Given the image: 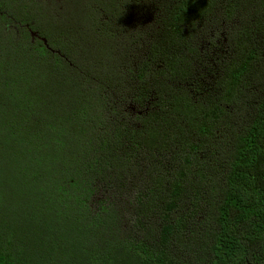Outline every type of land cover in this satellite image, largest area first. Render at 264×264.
Returning a JSON list of instances; mask_svg holds the SVG:
<instances>
[{
    "label": "trees",
    "instance_id": "1",
    "mask_svg": "<svg viewBox=\"0 0 264 264\" xmlns=\"http://www.w3.org/2000/svg\"><path fill=\"white\" fill-rule=\"evenodd\" d=\"M83 5L80 36L150 111L138 128L105 129L92 94L121 83L76 62L67 31L41 37L95 90L27 30L0 54V264H264V0ZM217 42L204 87L197 68ZM115 177L132 184L129 234L114 208L90 207Z\"/></svg>",
    "mask_w": 264,
    "mask_h": 264
},
{
    "label": "rangeland",
    "instance_id": "2",
    "mask_svg": "<svg viewBox=\"0 0 264 264\" xmlns=\"http://www.w3.org/2000/svg\"><path fill=\"white\" fill-rule=\"evenodd\" d=\"M88 0H5V5L0 7V54L7 50L13 52L16 49L18 41L25 39V31L29 33L30 44H37L39 41L48 46V50L52 54L61 55L65 62L73 65L70 67L74 71L75 77H86L91 79V83L86 84L88 88L96 89L94 79L87 76L86 72L73 63L68 57L54 50L49 41L42 38L44 30L52 31L58 38H63L61 33H70L73 42V50L75 52L74 60L81 63L82 67L100 68L101 65L97 62V58L101 57V47L93 46L88 41L87 37L82 38L80 33L84 28L85 7L83 3ZM142 13L141 15H143ZM42 27V29H40ZM45 28V29H44ZM60 33V34H58ZM82 38V39H80ZM68 40V39H65ZM78 40L81 42L80 49L76 46ZM87 41V42H86ZM38 45V44H37ZM221 42H217L215 46H207L205 54V63L200 64L197 68V73L202 76L204 87L209 86L213 82V72L216 66L218 57H221L224 52ZM130 58L124 63H137L140 58L141 51L137 48L130 49ZM119 56L113 63L117 66L122 61ZM100 59V58H98ZM207 61V62H206ZM123 63V64H124ZM110 70V71H109ZM117 71H121L117 69ZM125 72V70H123ZM98 73L103 75H111L113 79L120 82L119 90H96L92 94L97 100H101L102 110L101 116L105 123V129L120 126L127 128H138L140 126L139 117L148 110L150 111V103L147 105H138L133 101L135 92V82L130 78L117 74L112 68L101 67ZM124 75V74H123ZM83 88L84 85H82ZM191 88V86H190ZM98 132H101L100 130ZM97 132V133H98ZM145 168V167H144ZM143 168V169H144ZM145 171H143L144 173ZM139 177L142 174L136 172ZM141 177H144L142 175ZM132 184L130 180L125 178L115 177L109 183L99 182L96 185L95 195L90 200V207L94 212L100 210L105 205L114 208L118 213L119 229L123 234H129L133 230L135 221L136 202L133 193L131 192Z\"/></svg>",
    "mask_w": 264,
    "mask_h": 264
}]
</instances>
